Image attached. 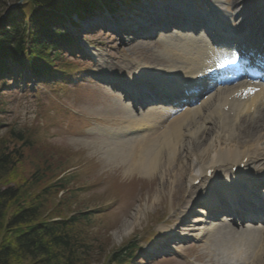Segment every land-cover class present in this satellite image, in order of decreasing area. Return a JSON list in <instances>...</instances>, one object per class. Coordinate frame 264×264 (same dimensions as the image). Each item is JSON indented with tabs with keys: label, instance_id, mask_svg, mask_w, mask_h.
<instances>
[{
	"label": "rangeland",
	"instance_id": "374dc122",
	"mask_svg": "<svg viewBox=\"0 0 264 264\" xmlns=\"http://www.w3.org/2000/svg\"><path fill=\"white\" fill-rule=\"evenodd\" d=\"M221 1L225 2L227 12H234L232 7L233 0ZM239 1L241 0H237V2ZM18 2L20 3L22 0H7L4 10L8 5H16ZM23 4L24 6L26 4L24 11L32 6L31 0H24ZM1 10L0 8V11ZM79 38L81 41L83 40L84 44L87 43L92 46V44L103 43L105 46L111 48L112 50L101 47L100 51L102 54L106 55L104 59L106 58V60H109V58H111L112 62L117 65H127L126 60L130 59L135 60L138 65L142 64L143 70H149L154 68L153 66H158L159 63L166 65L168 62V60L163 58L159 53L165 47V44L157 43L156 41L147 45L133 42V44L129 46L131 50L129 54L126 53L125 50L127 47L121 48L119 46L117 51H122V55L121 53L118 54L117 51L115 52L117 42L110 34L100 35L97 31L96 34L93 35L79 33ZM163 38L164 43H166L168 42L166 40L170 37L166 36ZM170 42H172V40ZM68 52H70L69 55ZM71 53L72 50L66 51L64 59L74 58ZM156 60L160 61L155 63ZM87 66L92 68L90 64H87ZM18 89L11 86V89L5 91L7 96L4 97L3 100L7 103V106L5 108L6 114L3 118L2 116L0 118V121H2V125L0 124V141H6L7 133L14 130L15 133L19 132L21 136L24 137V140L27 139L32 145L21 149V147L24 146V141H9L11 146H15V148L21 150L22 156L20 163L16 165L15 169L9 174V178L1 187L22 189V185L26 181L32 180L28 188L41 193L46 187L57 181V188L62 186L64 192L49 190L48 193L45 194L41 201L42 208L45 207L43 212L44 216H49L55 208H61L59 209L60 216L68 217L74 212L92 209L103 203L104 207L100 210L102 215L98 216V219L95 217L94 222L89 226V230H86L88 237L93 241L96 240L92 245L95 249H92L90 257L98 260L97 263L91 264H106L109 260V253L124 247L129 241L136 240L137 244L142 247L146 245L148 238L153 236L156 231L158 232L157 236L160 235L161 227H153L152 218L160 216L165 206L168 209L175 205L172 201V191L170 190V188L173 189V185L177 186L179 193L185 192L183 188L187 186L186 176L191 166L189 168V162L183 160V156L186 154L188 155V148L192 149L193 147H188L181 152L182 158L176 163V167L180 168V170L167 171L164 179H161L159 175L158 178L140 183V185L136 187V182L133 181V179L137 177L138 174L131 175L130 182L127 184L126 182L129 181V179L125 180L127 178H125L122 173L125 165L122 167L118 165L116 161L104 163L101 158H98L103 156L100 152V147H98L99 142L91 138H73L65 134L66 128L62 116L58 117V113L50 108L51 106L47 103L48 97H43L41 101L31 98L24 99V95L21 92H17ZM27 89H29V86ZM78 89H73L72 95L61 97L62 100L65 103L68 102L70 105H74L85 113H109V117H111L110 113H113V110L111 108H105L104 104L109 103L111 98L113 101H117L115 98L110 97V93L97 89L89 84L79 86ZM75 96H77L78 102L74 101ZM96 106H101L102 108H94ZM59 110V108L56 109L58 112ZM116 110L115 108L114 111ZM114 116L118 115L115 114ZM29 126H36L39 128L40 135L38 134L39 137L36 136L39 140H37L33 132H31ZM244 133L243 131L237 134L239 142L246 136L244 135V137H242ZM255 135L256 134H253L252 136L254 137ZM83 151L85 153H82ZM88 159H90V161ZM97 161H99V166L94 170L93 165L89 164L90 162L95 164ZM104 172L113 173V177L117 183L121 181L124 182L115 190H112L110 188L111 186L103 190L98 189L91 191V189H88L93 182H96L99 175ZM35 174L41 176L37 181L34 180ZM58 180H61L62 183H58ZM67 180H69V182H66ZM145 184H147V187L143 189L144 191L142 190L137 198H133L132 191L140 188V186L143 187ZM87 189L90 193L86 192ZM129 195L133 198L130 204L128 202ZM173 195H175V192H173ZM177 197L178 195H175L173 200ZM115 200L119 201V203L118 205L116 204V210L112 211L110 207L114 206L113 202L116 203ZM104 210L106 213H103ZM1 231L3 230H0V240L4 238L3 232ZM222 231L228 232L226 229H222L217 233H221ZM100 236L104 240H102ZM199 245L200 248L195 250L196 253L201 254L205 252L208 253L210 257V262L205 261L204 263L202 261L203 264H230L227 259L215 256L216 252H225V249L230 247V245L225 246L226 244L223 242L216 243L213 241L207 243V245L201 243ZM103 250L106 251L105 255ZM164 259L171 258L166 257ZM261 262H264V260L262 259L259 261V264ZM153 264L182 263L174 260H160L159 263Z\"/></svg>",
	"mask_w": 264,
	"mask_h": 264
},
{
	"label": "trees",
	"instance_id": "16d2710c",
	"mask_svg": "<svg viewBox=\"0 0 264 264\" xmlns=\"http://www.w3.org/2000/svg\"><path fill=\"white\" fill-rule=\"evenodd\" d=\"M99 1L107 4V6H111L114 2V0H31V4L36 7L37 11L49 12L54 16L59 12L89 15L91 10L98 7ZM6 2L7 0H0L1 13L4 11ZM40 20L41 18H33L29 21L32 25L31 29H27L23 25L22 28L12 23L11 32L0 35V43L4 41L14 43L13 39L11 41L10 38L15 37L18 43L14 44L13 47L23 50L22 53H16L11 48L6 49L5 52L10 59L19 61L23 65L27 63L38 70H42L44 66L35 63L32 57L40 64L44 63L48 66L54 64V57L42 44L45 41L44 39L48 41L47 44L52 43L49 48H54L57 42L68 37L52 30L45 32L43 30V34H38L36 30L40 28L37 26V22H40ZM26 37L30 42L27 41ZM26 49H28L30 57L25 62L23 58L27 52ZM6 138V141H0V230H3L1 232H3L4 237L0 240V264L97 263L98 259L90 257L92 249H95L92 247L93 240L88 237L86 226L80 224L81 219L85 216L62 217L59 212L61 208H55L49 216H44L45 207L42 208V198L49 190H61L57 188L56 183L50 184L41 193L28 188L32 180L26 181L22 185V189L1 187L16 165L20 163L22 156L21 150L11 146L9 141H24V146L21 149L32 145L31 142L27 139L24 140V137L19 132L15 133L14 130L8 132ZM40 178L39 174H35V181ZM55 218L58 220H53ZM129 247H133V244ZM121 251V249L111 251L106 264H120Z\"/></svg>",
	"mask_w": 264,
	"mask_h": 264
},
{
	"label": "bare ground",
	"instance_id": "6f19581e",
	"mask_svg": "<svg viewBox=\"0 0 264 264\" xmlns=\"http://www.w3.org/2000/svg\"><path fill=\"white\" fill-rule=\"evenodd\" d=\"M207 1L209 2L210 7H212L211 10L213 14L223 19L222 21H224L225 19L229 20L230 15L226 14L224 11L222 12L221 3L219 0ZM234 1L236 2L237 0ZM248 3L249 0H243L237 2L236 4L245 6ZM245 7L237 11L235 13V17L242 21L241 23H239L240 25L246 24L247 28L250 27L249 30L253 27L254 33L256 30L258 32L260 30V28L258 29V27L263 24V22L259 21V19L261 18L259 16V13L264 9V2L251 6L253 9H256V12H248V9H246ZM124 19L125 18L121 20L123 21ZM80 21H83V19H81ZM98 22H101L99 18ZM124 22L126 21L124 20ZM127 24V22L124 23L122 28L127 29ZM129 24V26L132 25L131 23ZM22 30L21 32L23 33ZM14 38L15 37L10 38L11 41L13 39L14 43H8L7 41L0 43V60L2 62L10 59L8 57V54L5 52L6 49L11 48L12 51L16 53L23 52L21 48L13 47L14 44L18 43V41L16 42L17 39ZM184 40L185 41H179L176 44H170L162 50L161 55L167 58L168 62L165 67H162L160 68V70L156 71L158 72V77L160 79H162V76H164L165 78H172L179 77L183 74L188 75L190 72H197L194 60L195 58L200 57L206 53L207 46L201 47V43H203L202 40L193 41L191 39L188 40V38H185ZM95 55L97 56L96 53ZM159 61L160 60H156L155 63H158ZM115 71L121 73V71ZM27 73H32V68L30 66L27 67ZM152 73L150 74L152 75ZM127 74H131V72L128 71ZM191 76H195V74H191ZM139 98L145 99V94H141ZM245 112L246 110H243L239 116L230 121V126H225V117L221 112H212L208 118L207 124L209 126L207 127H210V129L211 127H213L214 129H212V132L205 141H200V134L204 132L203 126L201 125L202 121L198 123L201 118L199 120L191 118L188 122L184 123L183 125L181 124L182 126H168L165 131L158 136L157 133H154L152 134V136L148 135L135 139L129 138L119 141H99L98 147H100L102 154L106 157V160L108 162L116 161L122 167H124L125 165L127 168V172H130L132 175L138 173L144 177L150 178L154 177L155 175H160V178L164 179L167 171L180 170V168L176 167V163L179 159L182 158L181 150L186 147V144H194V141L197 140V146H193L192 149L188 148V155L186 154L185 156H183V160L189 162V168L191 166V169L189 171L190 175L188 176V182H191L193 181L194 172L201 169L199 165H206L209 163H207V161L212 162L215 160H219V157L221 159L223 158V155L231 153L235 154L236 152H238V150H240V148L245 147L252 148L256 146L253 148L255 153H264V122L260 123L255 128H242L236 131V127L238 125L244 124L240 123L241 121H245V123L249 122L248 119L246 120L244 117H240ZM158 114H160V112ZM194 115H197L196 110L194 111ZM155 120V116L145 118L138 122L127 120L125 122H121V125H123V127L120 128L121 130H119V132L126 131L124 130L125 128L130 127L128 129L130 130L133 129V126L139 124L140 127V124L142 123ZM158 120L160 121L162 120V118H159ZM168 124L169 123H166V125ZM243 131L245 132L244 134L246 136L244 137L243 134L242 137L244 138L241 140V142H239L237 134H240ZM253 134L256 135L253 137ZM182 135H185L187 139L193 140V142H183L181 139ZM205 165L203 166L204 168ZM262 256H264V246L261 248V252L259 253L257 260L262 259ZM260 264H264V262H261Z\"/></svg>",
	"mask_w": 264,
	"mask_h": 264
}]
</instances>
